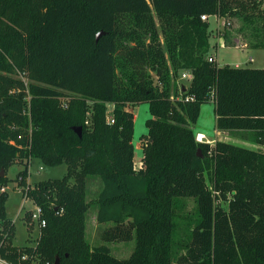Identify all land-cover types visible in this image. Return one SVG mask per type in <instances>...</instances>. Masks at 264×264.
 Here are the masks:
<instances>
[{
    "label": "trees",
    "instance_id": "trees-1",
    "mask_svg": "<svg viewBox=\"0 0 264 264\" xmlns=\"http://www.w3.org/2000/svg\"><path fill=\"white\" fill-rule=\"evenodd\" d=\"M263 4L0 0V170L24 166L17 178L47 221L35 245L13 244L9 194L0 191L1 257L11 264H264V152L198 142L194 130L202 105L214 100L219 130L253 131L264 145V68L211 61L210 21L202 19L238 17L264 48ZM185 70L190 81L181 79ZM144 103L151 117L145 167L137 170L131 106ZM34 158L66 163L67 173L27 186ZM91 176L102 181L97 220L110 223L102 239H136L128 258L86 238ZM9 181L0 176V184ZM188 197L198 217L176 253L177 204ZM25 216L31 220V210Z\"/></svg>",
    "mask_w": 264,
    "mask_h": 264
},
{
    "label": "rangeland",
    "instance_id": "rangeland-1",
    "mask_svg": "<svg viewBox=\"0 0 264 264\" xmlns=\"http://www.w3.org/2000/svg\"><path fill=\"white\" fill-rule=\"evenodd\" d=\"M262 7H264V4ZM209 21L211 41L210 55H218L220 60L219 64L227 65L226 63H229V65H233L238 63L240 64L239 66L246 65L253 68H264V48H256L255 46L257 39L252 35L253 25L249 26L238 17L228 19L226 17L213 16L210 17ZM242 27H244L245 31L241 30ZM249 56L254 57V61H250ZM12 74L15 76L19 75L16 73ZM25 80L27 83L29 82L28 79ZM107 108L109 112H112L114 110L113 103L109 102ZM131 108L136 115L134 143L136 146V156L139 157L140 154H144L143 149L147 141L146 134H148L146 121L151 117V114L149 105L146 103L137 106L134 105L131 106ZM194 130L195 134L201 131L206 133L212 145L219 140H223L241 146L245 145L252 149L258 148L257 151L264 152V145H262V147H257L253 131L219 130L217 128L215 103L213 101L206 102L202 105L201 115ZM139 161V159L135 160V162ZM23 168V165L17 163L13 164L7 171L4 169V175L7 174L10 181L5 184H0V187L7 186L6 192L9 194L7 212L15 224V230L11 237L12 243L25 245L29 243L35 245L42 230L36 222L26 219L25 216L26 211L33 208L35 203L31 198L24 196V187L20 185V179L17 178L19 171ZM29 169L26 185L34 187L35 183L42 180L63 177L67 173L68 166L66 163L50 166L44 164L40 158H34L32 159ZM101 188L102 181L100 177L91 176L88 178L86 191L90 206L86 213V238L93 246L103 244L109 246L113 254L120 259L128 258L135 249L136 239L120 242H105L102 239V231L109 226L110 223H99L97 220L98 206L96 204V199ZM197 217L196 200L193 197L179 198L176 209L177 230L174 234L176 240L174 250L176 253L185 250V245L190 238V231L196 223Z\"/></svg>",
    "mask_w": 264,
    "mask_h": 264
},
{
    "label": "built area",
    "instance_id": "built-area-1",
    "mask_svg": "<svg viewBox=\"0 0 264 264\" xmlns=\"http://www.w3.org/2000/svg\"><path fill=\"white\" fill-rule=\"evenodd\" d=\"M215 17L217 16V15H214ZM210 17H213V16H210V15H202V19L203 20H209L210 19ZM218 17V16H217ZM224 42V41H223ZM223 46H224V44H223ZM216 55V54H215ZM215 55H210V57H209V59L211 60V61H217V59H216V56ZM249 58H250V61H254V57H252V56H249ZM192 72H190V71H188V70H185V71H183V73L181 74V79H183V80H188V81H190V79L192 78ZM23 79H24V81L26 82V80L25 79H28V81H29V78H27V77H25L24 75H22L21 76ZM213 97V96H212ZM191 100V99H194V97H188V100ZM28 100H30V96H28ZM65 100V99H64ZM214 101V100H213ZM65 102V101H64ZM114 105V104H113ZM111 112V111H110ZM28 113V112H27ZM109 121L110 122H114L115 121V119H114V117H113V115H110L109 116ZM87 122H89V121H87ZM196 140L198 141V142H208V143H210L211 142V140L208 138V136H207V134L206 133H204V132H197L196 133ZM145 167V165H144V162H143V158H142V161H139V162H135V168L137 169V170H139V169H142V168H144ZM21 179V178H20ZM6 188H7V186H1L0 187V191H6ZM28 189H29V187H24V196H26L27 198H28V196H27V193H28ZM34 203H35V201H34ZM31 210V221L33 222H36L38 225H39V227L42 229V228H44V227H46V225H47V221H46V219L45 218H43V209H42V207L40 206V205H38L37 203H35L34 204V207L33 208H31L30 209ZM63 213V209H61V210H58L57 209V214H62ZM28 257V255H24V258H27ZM0 264H11V263H9L8 261H6L5 259H3L2 257H1V255H0ZM46 264H50V263H46Z\"/></svg>",
    "mask_w": 264,
    "mask_h": 264
},
{
    "label": "crops",
    "instance_id": "crops-1",
    "mask_svg": "<svg viewBox=\"0 0 264 264\" xmlns=\"http://www.w3.org/2000/svg\"><path fill=\"white\" fill-rule=\"evenodd\" d=\"M231 47V46H230ZM216 58H217V61L219 62L220 60H219V56L218 55H216ZM226 64H229V63H226ZM221 65V64H220ZM232 65V64H231ZM233 65H235V66H239L240 64H238V63H236V64H233ZM244 66H246V65H244ZM133 111V110H132ZM135 124H136V115H135ZM202 132V131H201ZM133 142H135L134 140H133ZM135 144V143H134ZM256 145H257V147H262V145H260V144H257L256 143ZM243 146H245V145H243ZM246 147H248V146H246ZM250 148V147H249ZM258 148H256L255 150H257ZM143 151V150H142ZM138 156H136V146H135V160H137V159H139L140 161H142V158H143V153L142 154H140L139 155V157L137 158ZM29 244V243H28ZM15 245H25V244H20V243H15Z\"/></svg>",
    "mask_w": 264,
    "mask_h": 264
},
{
    "label": "water",
    "instance_id": "water-1",
    "mask_svg": "<svg viewBox=\"0 0 264 264\" xmlns=\"http://www.w3.org/2000/svg\"><path fill=\"white\" fill-rule=\"evenodd\" d=\"M104 33H105V32H103V31H101L100 33H98V35H97V39H99V37H100L101 35H103ZM77 131L81 134V132H82V127L77 128ZM0 176H1V177L4 176V169L1 170V172H0ZM54 264H62V263H61V259H60V258H57Z\"/></svg>",
    "mask_w": 264,
    "mask_h": 264
}]
</instances>
